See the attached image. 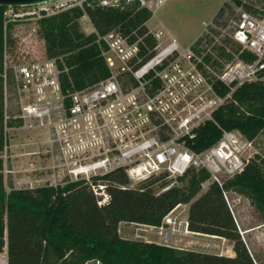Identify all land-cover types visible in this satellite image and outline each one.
I'll return each mask as SVG.
<instances>
[{
	"label": "built area",
	"instance_id": "obj_1",
	"mask_svg": "<svg viewBox=\"0 0 264 264\" xmlns=\"http://www.w3.org/2000/svg\"><path fill=\"white\" fill-rule=\"evenodd\" d=\"M120 1L102 0L101 5L116 7ZM139 1L142 7L151 10L150 0ZM164 1L157 0L156 7ZM89 2L56 0L30 8H7L4 16L6 24L33 22L36 33L40 20L72 8H83ZM256 10L259 14L239 10L229 37L240 46V52L233 54L229 62L208 47L204 38L212 35L214 20L187 49H182L172 36L163 41L161 32H150L157 43L153 48L143 37L132 41L131 36L137 35L136 32L124 36L114 29L98 35L97 43L110 77L73 92L63 86L62 77L67 69L62 58L42 56L30 61L17 58L11 63L6 56L3 159L8 158L6 150L14 146L12 143L9 146L12 132L36 131L41 135L36 143L39 151L26 155H43L44 163H51L47 170L68 176L71 178L68 182L90 183L94 177L118 170H124L132 182L163 174L178 178L194 168L206 170L210 175L200 194L211 184L222 187L226 180L245 170L251 159L247 150L253 142L239 132L224 131L214 146L196 153L181 140L192 138L197 128L213 120L214 112L232 98L238 87L264 82V7L256 6ZM201 38L205 40L198 46ZM226 50L229 52V48ZM243 52L253 55L255 60H242ZM208 54L212 57L209 60ZM216 83L228 87L230 92L220 96L215 90ZM10 90L15 110L9 104ZM8 120L17 125L9 127ZM51 183L47 184L58 185L57 181ZM93 190L103 197L99 205L108 201L104 185H94ZM183 206L189 209V204ZM171 214L159 228L165 244L170 243L172 236L166 227L175 223ZM0 264H8L7 258Z\"/></svg>",
	"mask_w": 264,
	"mask_h": 264
},
{
	"label": "trees",
	"instance_id": "obj_2",
	"mask_svg": "<svg viewBox=\"0 0 264 264\" xmlns=\"http://www.w3.org/2000/svg\"><path fill=\"white\" fill-rule=\"evenodd\" d=\"M101 1L90 0L83 8L66 10L37 24L36 35L44 41L47 57L63 59L67 69L62 77L65 90H83L110 77L97 43L98 35L118 29L124 36L136 32L131 40L143 37L150 48L157 44L147 28L153 12L142 7L139 0H121L116 7L102 6ZM234 1L243 11L255 15L259 14L257 4L264 3V0ZM6 10L0 8V253L7 252L8 264H260L242 238L226 199L231 192L245 197L264 221V158L259 155L250 159L241 174L226 180L222 187L211 184L202 194V184L210 175L206 170L194 168L177 178L181 185L168 184V176L163 174L144 180L138 188H129L127 173L118 170L94 177L90 183L77 180L56 186L13 187L8 192L3 159L6 142L3 75L5 57L11 63L18 58L15 30L20 24H6ZM226 12L223 5L217 18L223 19ZM85 16L95 29L89 35L80 25ZM227 19L224 26H230L231 17ZM213 35L214 31L204 38L222 60L229 62L233 54L240 52V46L229 39L216 45ZM204 38L199 39L198 46ZM211 58L208 54L207 59ZM240 58L255 60L246 52ZM9 79L11 82L10 73ZM215 90L223 97L230 92L219 83L215 84ZM13 113L11 110L10 115ZM7 125L13 127L17 122L8 120ZM224 131L239 132L250 142L264 133V82L238 87L232 98L214 112L213 120L197 128L192 138L181 141L201 153L214 146ZM99 183L109 197L103 205H99L101 198L93 190ZM157 185L162 191L156 192ZM187 204V230L231 241L234 257L124 239L120 235L121 223L160 228L168 215Z\"/></svg>",
	"mask_w": 264,
	"mask_h": 264
},
{
	"label": "rangeland",
	"instance_id": "obj_3",
	"mask_svg": "<svg viewBox=\"0 0 264 264\" xmlns=\"http://www.w3.org/2000/svg\"><path fill=\"white\" fill-rule=\"evenodd\" d=\"M245 1L250 3L253 2V0ZM156 2L157 0H150L151 10L154 12V14L152 19L147 23L149 32H161L163 34V41H167L169 36H172L182 49H187L189 46H191L204 33L206 26L213 20L216 26L212 27L211 30L214 31L213 39L217 42L216 45H220L224 39L230 40L229 34H231L234 23L239 17V10L242 9L236 5L234 0H165L158 7H156ZM223 5L227 12L225 13L223 19H220L219 17L217 18V14ZM257 6H264V3L257 4ZM232 12H234L233 15H231ZM230 17L231 20H229L228 23L230 26H224L223 22H226L228 20L227 18ZM80 25L82 31L88 35L95 32V29L87 16L81 19ZM34 27L35 26L33 22L21 23L20 26H18L15 30V36L17 37L15 51L18 54L19 60L30 61L38 59L42 56H44V59L48 58L45 53L44 41L33 32ZM9 104L11 105L12 110H15L14 95L12 94L11 90L9 91ZM11 134L12 137L9 138V146L12 143L14 146L17 145V148L14 147L12 149L13 153L11 149L6 150L5 152L8 155V158L4 159L5 182L8 192L13 187L35 188L46 185L47 183L51 184L53 181H57L58 184H64L71 180V178L68 176L60 174V176L57 175L58 177H56L53 181H50V179H46L47 174H42L40 170L35 169L30 172L25 170L26 167H31V164H34L35 168H42L45 169V171L51 167L50 162L44 165L43 155L34 157L26 155L32 151H39L36 143L41 140V135L39 132H28L26 130L12 132ZM21 143H23V145ZM16 154L18 158H20V161H22L21 164L24 165L23 170L17 173L13 171L10 162L12 155L15 156ZM256 155L264 158V133H262L255 141H253V146L247 150V156H250L251 159H253ZM167 181L170 185H181L177 181V178H168ZM142 182L144 181H131L129 188H138ZM155 189L156 192L162 191L158 185L155 186ZM228 199L238 221L237 224H239L238 228L240 233L241 230L239 226H241L243 232L246 233L244 236L241 233L242 238L245 239L244 241L252 253L257 256L259 263L264 264L263 219L261 218L258 211L250 204V201L245 197L231 192L228 193ZM187 213L188 210L182 205L178 207L173 214H171V217L175 221V229L177 230V235L176 233L172 234L170 239L171 245L174 244L175 236H183L181 233V227L184 225V223H186L185 221L187 219ZM143 226L144 225L138 226V224L122 225V238L135 241L159 242L162 245L169 246L162 241L158 231H146L147 229H145ZM210 237L213 238V236L195 234L191 237V239L186 236L184 239H181H183L185 242H191L186 245L188 246L187 250L226 257H229L232 253H234L233 243L231 241L223 238H218L220 240L212 239ZM88 264L99 263L90 262Z\"/></svg>",
	"mask_w": 264,
	"mask_h": 264
},
{
	"label": "crops",
	"instance_id": "obj_4",
	"mask_svg": "<svg viewBox=\"0 0 264 264\" xmlns=\"http://www.w3.org/2000/svg\"><path fill=\"white\" fill-rule=\"evenodd\" d=\"M22 145H23V143H21ZM14 147H16L17 148V145H15V146H13L12 148H11V151H12V153H13V148ZM11 160H10V162H11V165H12V168H13V171L15 172V173H17V172H19V171H21V170H23V166L24 165H22L21 163H22V161H20V158H18V156H17V154L15 155V156H13L12 155V157L10 158ZM15 159V160H14ZM44 165H45V163H44ZM31 167H26V169L25 170H27V171H32V170H40L41 171V173L43 174V173H45V174H47V178L46 179H51L52 181H53V179L54 178H56V177H58L57 175H59L60 176V174L59 173H55V172H52V171H45V169H42V168H35V165L33 164H31L30 165ZM42 169V170H41ZM12 171V172H13ZM11 172V173H12ZM51 184H53V183H51ZM176 211V210H175ZM174 211V212H175ZM174 212H172V214L174 213ZM235 215V214H234ZM186 218H188V213H187V216H186ZM235 219H236V216H235ZM176 220V219H175ZM236 221H237V219H236ZM186 223H184V225H182V227H181V233H182V235L184 236H178V237H180V238H178V237H176L175 236V239H174V244H172L171 245V241H170V243L168 244L169 246H171V247H174V248H178V249H188V246H186V245H188L189 243H191V242H185L183 239L185 238V236L186 237H188L189 239H191V237L193 236V235H195L194 233H192V232H189L188 230H187V219H186V221H185ZM237 223H238V221H237ZM136 225V224H130V223H121L120 224V226H119V232H120V235H122L121 234V227H122V225ZM239 225V224H238ZM138 226H141V225H138ZM145 229H147L146 231H158L159 232V228H156V227H148V226H143ZM240 227V230H241V233L243 234V236L246 234L245 232H243V230H242V228H241V226H239ZM169 231H171L172 232V234L173 233H176V235H177V230L175 229V223H174V225H169V226H167L166 227ZM185 230V231H184ZM186 232V233H185ZM197 235V234H196ZM172 237V236H171ZM181 238H183V239H181ZM210 238H212V237H210ZM127 239V238H126ZM188 239V240H189ZM212 239H218L217 237H213ZM218 240H220V239H218ZM245 240V239H244ZM154 243H157V244H160L159 242H154ZM162 245V244H161ZM183 247H187V248H183ZM203 253V252H202ZM229 257H234V253H232ZM5 258H7V252L5 251L4 253H0V261L1 260H3V259H5Z\"/></svg>",
	"mask_w": 264,
	"mask_h": 264
},
{
	"label": "water",
	"instance_id": "obj_5",
	"mask_svg": "<svg viewBox=\"0 0 264 264\" xmlns=\"http://www.w3.org/2000/svg\"><path fill=\"white\" fill-rule=\"evenodd\" d=\"M56 0H0V8H30Z\"/></svg>",
	"mask_w": 264,
	"mask_h": 264
}]
</instances>
